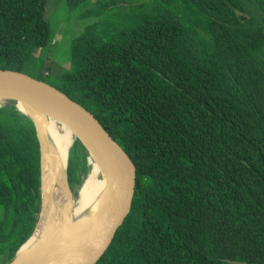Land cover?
I'll return each mask as SVG.
<instances>
[{"label": "trees", "instance_id": "1", "mask_svg": "<svg viewBox=\"0 0 264 264\" xmlns=\"http://www.w3.org/2000/svg\"><path fill=\"white\" fill-rule=\"evenodd\" d=\"M49 0H0V69L44 78ZM69 12L86 0H65ZM58 88L137 166L133 208L98 264H264V0H96ZM51 85V84H50ZM41 152L0 107V264L34 233ZM76 140L72 192L87 176Z\"/></svg>", "mask_w": 264, "mask_h": 264}, {"label": "water", "instance_id": "2", "mask_svg": "<svg viewBox=\"0 0 264 264\" xmlns=\"http://www.w3.org/2000/svg\"><path fill=\"white\" fill-rule=\"evenodd\" d=\"M0 96L7 100L8 106L15 107L32 122L41 152V208L38 222L34 233L8 264H16L22 249L35 236L47 208L48 212L50 209L54 210L59 204L62 206L65 204L63 198L59 200L60 202L55 201V189L61 182L59 173L51 176L47 191L44 187L43 160L47 134L45 127L40 122L39 114L49 116L66 126L86 149L89 145L102 153L109 167V184L101 210L95 216L90 215V219L84 225V230L88 229L86 237L70 253L56 254L62 248L59 244L65 239L51 241L44 248L41 246L39 251L24 259L23 264H98L113 244L119 230L132 211L138 176L134 160L124 146L100 124L91 112L58 88L44 81L25 73L0 69ZM19 104L26 105L32 110L23 111L19 108ZM72 147L66 156L64 178L74 200L75 195L70 188L68 179ZM62 256L66 258L61 259ZM227 263L248 264L236 261H227Z\"/></svg>", "mask_w": 264, "mask_h": 264}, {"label": "bare ground", "instance_id": "3", "mask_svg": "<svg viewBox=\"0 0 264 264\" xmlns=\"http://www.w3.org/2000/svg\"><path fill=\"white\" fill-rule=\"evenodd\" d=\"M4 106H8V102L0 96V107ZM19 108L26 112L32 110L23 104H19ZM39 115L40 122L45 127L47 134L43 160L44 187L47 191L51 176L59 173L61 182L55 189V201L58 202L63 198L65 204L64 206L59 204L54 210L50 209L48 212L47 208L35 236L22 249L16 264H23L24 259L39 251L41 246L44 248L51 241L65 239L59 244L62 248L56 254L70 253L86 237L88 229L84 230V225L90 219V215L95 216L101 210L109 184L107 160L102 153L87 145L88 175L78 194V197L81 198L79 204L75 199L73 200L65 184L64 169L67 153L74 145L77 136L59 121L46 115ZM61 208L70 212L67 217L62 214ZM65 258L61 257V259Z\"/></svg>", "mask_w": 264, "mask_h": 264}, {"label": "rangeland", "instance_id": "4", "mask_svg": "<svg viewBox=\"0 0 264 264\" xmlns=\"http://www.w3.org/2000/svg\"><path fill=\"white\" fill-rule=\"evenodd\" d=\"M95 3L96 0H86L85 5L81 8L69 12L65 0L48 1L46 19L50 24L52 42L47 49L41 51V54L40 52L38 54V56L41 55L44 59L45 68L43 70L44 77L42 78H44L48 84L58 86L59 79H61L69 70L71 43L83 33L86 26L94 22V20L91 19H83L82 14L85 11L92 9ZM34 71V69H31L28 74L30 73L32 76H35ZM83 176L82 184L76 189L75 194V200L78 204L81 200V198L78 197V194L87 177L84 174ZM61 211L65 217L70 213L64 208H61Z\"/></svg>", "mask_w": 264, "mask_h": 264}]
</instances>
